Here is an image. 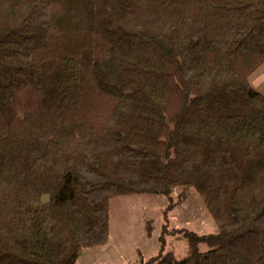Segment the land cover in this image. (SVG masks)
Listing matches in <instances>:
<instances>
[{
    "label": "trees",
    "instance_id": "obj_1",
    "mask_svg": "<svg viewBox=\"0 0 264 264\" xmlns=\"http://www.w3.org/2000/svg\"><path fill=\"white\" fill-rule=\"evenodd\" d=\"M263 64L264 0H0V264H76L111 200L177 189L218 233L138 264H264Z\"/></svg>",
    "mask_w": 264,
    "mask_h": 264
},
{
    "label": "rangeland",
    "instance_id": "obj_2",
    "mask_svg": "<svg viewBox=\"0 0 264 264\" xmlns=\"http://www.w3.org/2000/svg\"><path fill=\"white\" fill-rule=\"evenodd\" d=\"M250 86L264 95V64L248 80ZM181 189L166 196L143 195L119 197L111 200L109 206V242L103 247L89 248L82 252L76 264H138L160 253L157 238L163 233L164 253H171L176 260L185 256L187 246L179 240L176 231H188L197 236L216 235L218 228L207 214L200 196L193 190L186 194V200L174 205ZM152 227V238H147L144 222ZM201 253L209 247L200 242Z\"/></svg>",
    "mask_w": 264,
    "mask_h": 264
},
{
    "label": "crops",
    "instance_id": "obj_3",
    "mask_svg": "<svg viewBox=\"0 0 264 264\" xmlns=\"http://www.w3.org/2000/svg\"><path fill=\"white\" fill-rule=\"evenodd\" d=\"M261 67H262V66H261ZM261 67H260L258 70H260V69H261ZM258 70H257V71H258ZM257 71H256V72H257ZM256 72H255V73H256ZM255 73H254V74H255ZM254 74H253V75H254Z\"/></svg>",
    "mask_w": 264,
    "mask_h": 264
}]
</instances>
